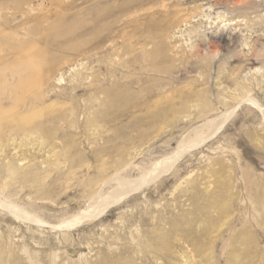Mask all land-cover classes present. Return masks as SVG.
<instances>
[{"label": "rangeland", "instance_id": "1", "mask_svg": "<svg viewBox=\"0 0 264 264\" xmlns=\"http://www.w3.org/2000/svg\"><path fill=\"white\" fill-rule=\"evenodd\" d=\"M0 201V264H264V0H0Z\"/></svg>", "mask_w": 264, "mask_h": 264}, {"label": "bare ground", "instance_id": "2", "mask_svg": "<svg viewBox=\"0 0 264 264\" xmlns=\"http://www.w3.org/2000/svg\"><path fill=\"white\" fill-rule=\"evenodd\" d=\"M253 100V99H252ZM222 118H220V119H218L219 121L221 120ZM217 120V121H218ZM217 122V124L218 123H221V122H223L224 121V119H223V121L221 120V122ZM213 124H216V123H212L211 125H213ZM207 125V124H206ZM213 126H215V125H213ZM219 126V125H218ZM217 126V127H218ZM202 127H204L203 125H202ZM206 127V126H205ZM204 127V128H205ZM201 128V127H200ZM215 128V127H214ZM206 129H208L207 127H206ZM212 129V128H211ZM218 129V128H217ZM196 130H198V129H196ZM209 135V134H208ZM202 138H206V137H202ZM200 140H202V139H200ZM194 145H196V144H194ZM187 147V146H186ZM181 149V148H180ZM173 157H174V155H172ZM173 157H171V158H169V159H172ZM176 158V157H175ZM177 158H178V156H177ZM163 162H166V161H163ZM173 162V161H172ZM162 165V162H158V163H156L154 166V169L153 170H151V172H149L147 175H145V177H144V180L143 181H151V179H154V177L155 176H157L160 172H161V170H159V167ZM167 168V167H166ZM162 173V172H161ZM160 175V174H159ZM158 175V176H159ZM156 178V177H155ZM140 179V180H141ZM133 180V179H132ZM138 180V179H137ZM149 181V182H150ZM121 182V181H120ZM128 182V181H127ZM133 182H135V181H133ZM146 182V183H147ZM138 184V183H137ZM126 185H129L128 183L126 184ZM137 187V186H136ZM136 187L135 186H133V187H127V188H125V189H123L122 188V190L121 189H118V190H116L115 191V189H112V190H114V192L112 191V193L111 194H109V195H107L106 196V198L102 201V202H98L99 204L98 205H96V206H93V204L90 202V204H92V209L94 210V211H97L98 209H99V206H100V211L99 212H102V211H106L107 210V208H111V207H113V206H115L114 205V203L115 202H117V201H119L120 202V200L121 199H123V196L124 195H126L128 192H130V191H132L133 189H136ZM138 190V189H137ZM110 191V190H109ZM107 193V192H106ZM110 193V192H109ZM102 199V198H101ZM95 200V199H94ZM1 202V201H0ZM6 204V203H5ZM11 204V203H10ZM94 204H96L95 202H94ZM116 204V203H115ZM12 205V204H11ZM91 206V205H90ZM4 207V206H3ZM2 207V208H3ZM11 207V206H10ZM12 207H14L13 205H12ZM87 207H89V206H87ZM6 207H4V209H5ZM8 208H9V205H8ZM7 208V209H8ZM114 208V207H113ZM11 211V213H16V212H20V211H16V212H12V209L13 208H9ZM16 209H17V207H16ZM18 210H20V209H18ZM91 210V209H90ZM110 210V209H109ZM13 211H15V208H14V210ZM8 212V211H7ZM98 212V211H97ZM21 214H24V213H22V212H20ZM19 213V214H20ZM103 213V212H102ZM102 213H101V215H102ZM90 214H91V212H90ZM89 214V215H90ZM93 214V213H92ZM98 214V213H97ZM96 214V215H97ZM83 215H85V214H83ZM88 215V214H87ZM87 215H86V217H87ZM79 216H81V214L79 215ZM93 216V215H92ZM94 216H95V213H94ZM26 217V216H25ZM88 217H90V216H88ZM85 218V217H84ZM93 218V217H92ZM95 218V217H94ZM96 218H98V217H96ZM25 219H28V218H25ZM80 220V219H79ZM82 220V219H81ZM87 220V219H86ZM76 222H77V220H76ZM75 224V223H74ZM73 224V225H74ZM168 235H169V233L168 232H162L161 234H158V235H156V237L155 238H153V239H150V238H147V237H145V240H144V242H143V244H144V246H146L147 248H152L153 246H155L156 244L158 245V244H160V242L162 241V240H164V239H167V240H169L168 239ZM157 238V239H156ZM156 239V240H155ZM166 240V241H167ZM164 242V241H163ZM168 242V241H167ZM171 245V244H170ZM170 245H168L167 244V247H169ZM140 246V245H139ZM171 247V246H170ZM169 247V248H170ZM169 248H167L168 250H169ZM167 250V251H168ZM141 251H142V248H141ZM166 251V252H167ZM183 254V252L180 254L181 255V257H185V255H182ZM164 255V258H165V261H167L169 264H174V262L173 261H171V258H170V256H169V254H167V253H164L163 254ZM187 258V257H186ZM189 258V257H188ZM103 260H106V262L108 263H112V264H134V262L132 261V259L130 258V257H126V256H122V254H112L111 255V253H110V255H106V257H104V259ZM105 262V261H104ZM105 262V263H106ZM173 262V263H172ZM106 263V264H107Z\"/></svg>", "mask_w": 264, "mask_h": 264}]
</instances>
